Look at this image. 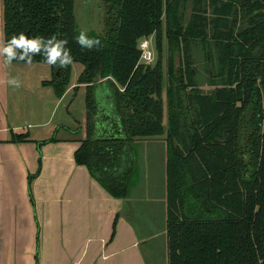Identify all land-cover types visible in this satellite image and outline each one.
<instances>
[{"label": "trees", "instance_id": "16d2710c", "mask_svg": "<svg viewBox=\"0 0 264 264\" xmlns=\"http://www.w3.org/2000/svg\"><path fill=\"white\" fill-rule=\"evenodd\" d=\"M187 1L101 0L104 30L88 33L76 0H3V46L21 33L67 41L73 63L50 65L46 86L61 98L73 65L84 67L87 138L76 161L114 197L126 195L105 181L111 160L135 142L166 137L168 264H264V0H194L189 21L181 11ZM240 14L249 27L238 31ZM81 33L99 44L81 46ZM152 37L155 66L141 63L140 43ZM193 43L211 68L209 93L196 80ZM11 63L49 65L43 53ZM104 88L107 105L96 95ZM28 140L12 134L10 143Z\"/></svg>", "mask_w": 264, "mask_h": 264}, {"label": "crops", "instance_id": "0c3cea01", "mask_svg": "<svg viewBox=\"0 0 264 264\" xmlns=\"http://www.w3.org/2000/svg\"><path fill=\"white\" fill-rule=\"evenodd\" d=\"M8 67L0 56V118L9 108ZM100 96L107 105L108 95ZM2 122L0 264H168L164 139L135 142L120 161L111 160L116 166L104 170L105 181L126 195L116 198L76 161L86 120L43 140ZM12 134L29 140L12 144Z\"/></svg>", "mask_w": 264, "mask_h": 264}, {"label": "rangeland", "instance_id": "374dc122", "mask_svg": "<svg viewBox=\"0 0 264 264\" xmlns=\"http://www.w3.org/2000/svg\"><path fill=\"white\" fill-rule=\"evenodd\" d=\"M194 0H188L185 5L181 6L186 20L192 16L194 8ZM101 0H76V18L80 28L85 32L101 33L104 30L105 12L102 8ZM207 10L208 18L211 19L213 6L206 1L203 4ZM249 27L248 20L240 14L237 17V30L241 31ZM152 42V49L155 55V66L159 60V52L156 47L155 37L148 39ZM164 51L162 53V65L166 74V64L170 56L167 41L164 37ZM192 66L197 72V83L204 93L215 90L211 85L210 74L211 68L208 67L205 52L200 43L191 45ZM179 56L176 57L179 62ZM8 80L17 78L21 82L19 88L8 87V109L5 113V105L3 108L4 115L0 118V122L4 120L17 127L20 131H29L32 136L41 140L53 138H61V132L67 128H76L75 120H86V95L87 86L78 85L80 75L84 71L82 65H73L72 76L67 90L60 98L56 95L52 86L46 84L52 82L53 72L50 65L47 64H9ZM165 86L167 87V75L165 76ZM4 92V90H3ZM98 99L100 95H109L103 91L96 93ZM75 119V120H74ZM2 122V123H3ZM69 126V128H68ZM58 131L53 133L54 128ZM73 131V130H72ZM74 133V132H71ZM164 137V142H165Z\"/></svg>", "mask_w": 264, "mask_h": 264}, {"label": "clouds", "instance_id": "9594fccd", "mask_svg": "<svg viewBox=\"0 0 264 264\" xmlns=\"http://www.w3.org/2000/svg\"><path fill=\"white\" fill-rule=\"evenodd\" d=\"M77 42L87 48L99 44L98 40L88 39L83 33L77 38ZM66 44V40H57L55 37L47 40L42 37L30 39L21 33L0 47V56H3L8 64L14 60L31 63L33 55L43 53L49 65L65 68L73 63V58L66 48ZM7 83L13 88L21 86V82L17 78H11Z\"/></svg>", "mask_w": 264, "mask_h": 264}, {"label": "built area", "instance_id": "2783aa9c", "mask_svg": "<svg viewBox=\"0 0 264 264\" xmlns=\"http://www.w3.org/2000/svg\"><path fill=\"white\" fill-rule=\"evenodd\" d=\"M141 63L144 65H152L155 61V55L152 49V42L144 40L140 43Z\"/></svg>", "mask_w": 264, "mask_h": 264}]
</instances>
